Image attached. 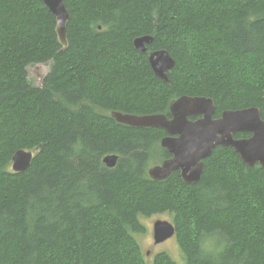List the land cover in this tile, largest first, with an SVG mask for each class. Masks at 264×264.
Masks as SVG:
<instances>
[{"label":"trees","instance_id":"16d2710c","mask_svg":"<svg viewBox=\"0 0 264 264\" xmlns=\"http://www.w3.org/2000/svg\"><path fill=\"white\" fill-rule=\"evenodd\" d=\"M63 1L64 48L42 0H0V264H264L263 167L217 146L197 182L155 181L164 131L111 117L169 116L173 99L199 95L264 119V0ZM159 49L175 61L169 83L148 62ZM44 64L34 84L28 67ZM19 149L33 158L15 172ZM163 213L181 263L137 238Z\"/></svg>","mask_w":264,"mask_h":264},{"label":"water","instance_id":"95a60500","mask_svg":"<svg viewBox=\"0 0 264 264\" xmlns=\"http://www.w3.org/2000/svg\"><path fill=\"white\" fill-rule=\"evenodd\" d=\"M56 19L55 31L59 43L66 47V22L70 15L63 0H42ZM152 41L151 35H144L133 40L134 48L143 53L146 45ZM148 62L156 77L169 83L168 72L175 61L166 49L148 52ZM215 104L210 97L181 95L169 103V114L135 115L113 111L111 117L118 123L134 128H160L166 133L160 140L162 148L171 157L161 164L148 168V175L155 181L168 178L174 171H179L185 183L199 180L204 163L216 146L231 147L246 165L258 164L264 168V119L260 109L249 106L237 109H225L214 118ZM200 115L192 120L190 116ZM250 133L248 137L234 138L235 133ZM33 158L32 150L19 149L11 157V169L21 172L27 169ZM117 154H107L103 163L113 167ZM175 233L173 222L157 219L152 225L154 243H161Z\"/></svg>","mask_w":264,"mask_h":264},{"label":"rangeland","instance_id":"374dc122","mask_svg":"<svg viewBox=\"0 0 264 264\" xmlns=\"http://www.w3.org/2000/svg\"><path fill=\"white\" fill-rule=\"evenodd\" d=\"M28 70L31 81L34 84H38L41 82L42 76L47 72L48 66L47 64L32 65L28 67ZM156 161L153 159L150 166L157 164L158 162L156 163ZM157 219L171 221L170 217L166 213L143 218L142 223L144 224L146 230L140 235H137V238L142 245V249L148 251L149 258L152 254H155L159 251H167L173 258L177 259L181 263V254L178 250L174 236L161 243H154L152 237V225Z\"/></svg>","mask_w":264,"mask_h":264},{"label":"flooded vegetation","instance_id":"af4514ba","mask_svg":"<svg viewBox=\"0 0 264 264\" xmlns=\"http://www.w3.org/2000/svg\"><path fill=\"white\" fill-rule=\"evenodd\" d=\"M219 115H220V113L217 114V113H216V110H215V113H214L213 117H214V118H217ZM199 116H200V115L190 116L189 118L192 119V120H195V119L199 118ZM168 117H170V114H169ZM156 129H160V128H156ZM161 130H163V129H161ZM163 131H164V130H163ZM164 133H165V131H164ZM165 135H166V133H165L163 136H165ZM250 135H251L250 133H241V132H239V133H235V134L233 135V137H234V138H240V137L243 138V137H248V136H250ZM163 136H162V137H163ZM162 137H161V138H162ZM160 140H161V139H160ZM160 146H161V145H160ZM216 147H217V146H216ZM223 147H224V146H223ZM229 148H231V147H229ZM232 149H233V148H232ZM165 150H166V149H165ZM166 151H167V150H166ZM233 151H234V150H233ZM167 152H168V151H167ZM234 152H235V151H234ZM168 153H169V152H168ZM235 153H236V152H235ZM169 155H170V157H171V154H170V153H169ZM170 157H168V158H170ZM168 158H166V159H168ZM206 158H207V157H206ZM206 158H205V159H206ZM166 159H165V160H166ZM205 159H204V160H205ZM163 161H164V160H163ZM163 161H161V162H159V163H157V164H161ZM174 172H175V171H174ZM178 172H179V171H178ZM179 175H180V172H179ZM180 177H181V176H180Z\"/></svg>","mask_w":264,"mask_h":264},{"label":"bare ground","instance_id":"6f19581e","mask_svg":"<svg viewBox=\"0 0 264 264\" xmlns=\"http://www.w3.org/2000/svg\"><path fill=\"white\" fill-rule=\"evenodd\" d=\"M165 115V114H164ZM167 116V115H166ZM168 117V116H167Z\"/></svg>","mask_w":264,"mask_h":264}]
</instances>
